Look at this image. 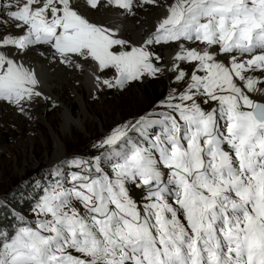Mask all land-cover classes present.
I'll return each instance as SVG.
<instances>
[{"label":"snow or ice","instance_id":"obj_1","mask_svg":"<svg viewBox=\"0 0 264 264\" xmlns=\"http://www.w3.org/2000/svg\"><path fill=\"white\" fill-rule=\"evenodd\" d=\"M153 7L164 14L135 38L95 18L139 23ZM37 45L93 62L97 92L175 83L93 159L53 161L70 178L0 230V264H264V0H0V103L25 116L51 100L27 60ZM157 45L177 51L163 62Z\"/></svg>","mask_w":264,"mask_h":264},{"label":"rangeland","instance_id":"obj_2","mask_svg":"<svg viewBox=\"0 0 264 264\" xmlns=\"http://www.w3.org/2000/svg\"><path fill=\"white\" fill-rule=\"evenodd\" d=\"M155 51L163 60L159 45L155 46ZM174 83V80L148 79L143 83L131 84L123 91L106 89V97L100 94L91 101L90 112L95 116L94 121L88 124L86 129L73 127L65 135L62 134L59 117L61 106L56 99L51 97L50 105L44 107L42 112L53 130L59 132L67 158L75 156L91 160L96 152L92 146L104 132L119 122L132 119L151 109ZM64 84L66 86L61 89L60 94L65 101L70 102L73 88L66 82ZM71 106L73 114L78 115L79 104L74 102ZM32 140L36 142L34 148L30 146ZM53 144L51 128L39 122L33 109L30 110L29 116L19 114L13 107L8 112L0 113V201L15 210L16 216L21 214L20 209L24 212L30 211L32 197L41 187L40 181L50 177L51 171H54L55 165L47 161V155L52 156ZM69 169L62 167L61 171L66 172ZM65 178H70L69 171ZM65 178L63 176L62 180ZM50 181L48 185L54 182L53 179ZM20 195L15 204L9 203Z\"/></svg>","mask_w":264,"mask_h":264},{"label":"bare ground","instance_id":"obj_3","mask_svg":"<svg viewBox=\"0 0 264 264\" xmlns=\"http://www.w3.org/2000/svg\"><path fill=\"white\" fill-rule=\"evenodd\" d=\"M163 3H169L170 0H162ZM139 16L138 20L128 18L125 20L123 17H115L114 15L108 14L105 15L103 12L96 14V19H109L111 20L113 26L121 29V33L124 34L125 38H135L137 35H140L144 32H147L152 26L157 23V20L164 14V8H151L147 10H138ZM163 54V62H168L170 58L174 57L175 49L174 47L168 46H159ZM45 52V56H41L40 53ZM50 55V52H47L46 46H36L34 50L29 51L27 55V60L30 63V66L33 67L38 73L39 79L41 80V88L43 92L49 96L56 99L57 103L61 106V113L59 114L61 121V130L62 134L65 135L68 130L76 127L78 129H86L87 125L94 121L95 116L91 114L90 109L92 108V99L93 96L102 94L106 97V90L102 92H97L93 85V73L96 71L93 62L90 60H78L77 63L81 67H65L63 64L56 63L55 61H49L47 58ZM70 84L73 88L71 101H65L62 95L60 94L61 89L66 85L64 83ZM77 102L80 106V111L78 115H74L72 112V104ZM50 105L49 101L44 99H38V101L32 106L31 109L34 110L36 117L39 119V122L48 125L51 128V133L53 136V153L49 157L47 155V161L50 164H53V161L57 163L60 162L58 157H66L64 154V145L61 139V136L56 133L49 120L44 115L43 108ZM11 109V106H8L5 103H0V113L3 114L8 112ZM30 109V110H31ZM71 112L75 117V124L67 126L64 121L65 115ZM14 118V117H13ZM35 141H30L31 148L35 147ZM94 153V152H93ZM98 154L97 152H95ZM94 153V154H95ZM94 158V157H91ZM135 191V190H134ZM139 193L136 192V196L139 198Z\"/></svg>","mask_w":264,"mask_h":264},{"label":"trees","instance_id":"obj_4","mask_svg":"<svg viewBox=\"0 0 264 264\" xmlns=\"http://www.w3.org/2000/svg\"><path fill=\"white\" fill-rule=\"evenodd\" d=\"M21 197L17 196L15 199L11 200L9 203L15 204L17 200H19ZM0 205H6L5 209H0V230H3L4 232L9 231L10 227L14 228L16 227V221L14 220V210L11 209L10 206H7L8 204L2 203L0 201ZM14 225V226H13Z\"/></svg>","mask_w":264,"mask_h":264}]
</instances>
